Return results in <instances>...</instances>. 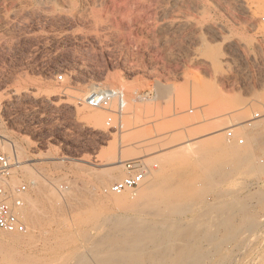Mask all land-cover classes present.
Instances as JSON below:
<instances>
[{"label":"rangeland","instance_id":"rangeland-1","mask_svg":"<svg viewBox=\"0 0 264 264\" xmlns=\"http://www.w3.org/2000/svg\"><path fill=\"white\" fill-rule=\"evenodd\" d=\"M0 132L39 219L0 264H264V0H0ZM129 160L159 199L109 191Z\"/></svg>","mask_w":264,"mask_h":264},{"label":"built area","instance_id":"built-area-1","mask_svg":"<svg viewBox=\"0 0 264 264\" xmlns=\"http://www.w3.org/2000/svg\"><path fill=\"white\" fill-rule=\"evenodd\" d=\"M96 109L109 110L114 101L118 111L125 106L121 90H98L86 99ZM111 118H107L109 125ZM19 160L12 148V141L0 132V229L6 233L24 234L28 232L21 211L26 203L28 184L18 175ZM130 173L115 181L109 191L122 193L140 185L146 175L145 166L136 160H129Z\"/></svg>","mask_w":264,"mask_h":264},{"label":"bare ground","instance_id":"bare-ground-1","mask_svg":"<svg viewBox=\"0 0 264 264\" xmlns=\"http://www.w3.org/2000/svg\"><path fill=\"white\" fill-rule=\"evenodd\" d=\"M162 87V86H161ZM98 87L97 86H93V88L90 90V92H88V94H85V97H86V99H87V97H89L90 95H92V94H94L98 89H97ZM163 89H164V87H163ZM160 90V92H162L163 94L165 93L164 91H166L165 89L164 90ZM78 97V99H83L84 98V96L82 95V94H80V95H78L77 96ZM88 112V111H87ZM87 115V114H86ZM96 114L95 113H92V112H89L88 113V115L87 116H91V117H93V116H95ZM99 121L101 122V124H102V118H101V120L99 119ZM104 121V120H103ZM105 122V121H104ZM248 125H251V123H248ZM246 135V134H245ZM248 137V136H247ZM230 139H232V138H230ZM233 140V139H232ZM249 141V140H248ZM233 142V141H232ZM235 142H236V140H235ZM234 142V143H235ZM237 143V142H236ZM234 145V144H233ZM236 146V145H235ZM235 146H233L234 148H235ZM177 147V146H176ZM238 147V146H237ZM166 148H161V149H159V151L158 152H160L159 154L160 155H166V153H167V155L168 154H170L171 153V151H169V150H165ZM175 149V148H174ZM172 151L174 152V150L172 149ZM176 151V150H175ZM168 152H170V153H168ZM186 152V151H185ZM162 153V154H161ZM183 153V152H182ZM173 154V153H172ZM171 154V155H172ZM176 154V153H175ZM174 154V155H175ZM171 157V156H170ZM123 159V158H122ZM123 160H120L119 162H122ZM24 166H27V165H24ZM118 166H121L120 164L118 165ZM26 170V169H25ZM117 170H119V168L117 169ZM156 170H158L157 168H155L154 170H151V172L148 174V176H147V180H143L142 181V186L143 187H141L142 189L139 191H133V192H131L134 196H138V194L139 195H143V196H151V195H153V198L155 197V198H157L158 196H157V194L155 193L156 192V172H159V170L158 171H156ZM28 172H29V169L27 170ZM26 171V172H27ZM33 174V173H32ZM103 174V173H102ZM105 175L107 174V176H104V175H102V176H104V178H102L101 177V182L102 183H104L105 185H106V187H108V185H107V183H110V181L112 180V178L114 177V175L112 174H110L111 176H108L109 175V173H104ZM221 174H225V173H221ZM227 175V174H226ZM160 176V175H159ZM174 176V175H173ZM220 178V177H219ZM100 179V178H99ZM113 179H115V177L113 178ZM158 179V178H157ZM174 179V178H173ZM165 180V179H164ZM216 180V179H215ZM220 180V179H219ZM112 182V181H111ZM171 182H173V180L171 181ZM102 183H100L101 185H104V184H102ZM159 183V182H158ZM175 183V182H174ZM212 183V182H211ZM216 184V183H215ZM39 185V184H38ZM44 185V184H43ZM104 185V186H105ZM169 185V184H168ZM42 186V185H41ZM47 186V185H46ZM46 186H44V187H41L42 189H44V191L46 190L45 189V187ZM103 186V187H104ZM167 186V185H166ZM105 187V188H106ZM138 187V186H137ZM47 188V187H46ZM104 188V189H105ZM38 189H40V186H39V188ZM54 189V188H53ZM52 189V190H53ZM131 189V188H130ZM41 190V189H40ZM47 190H48V188H47ZM46 190V192H49V190L47 191ZM129 190V189H128ZM37 192H39V191H37ZM41 192L43 193V191L41 190ZM40 192V193H41ZM123 192H127L126 190L125 191H123ZM52 193V192H51ZM124 193V194H125ZM226 193V192H225ZM39 194V193H38ZM45 194V193H44ZM53 194H54V192H53ZM123 194V195H124ZM129 194V193H128ZM164 194V193H163ZM40 195V194H39ZM43 195V194H42ZM42 195L40 196V197H42ZM48 195H50V194H48ZM52 195V194H51ZM50 195V196H51ZM82 195V194H81ZM120 195V194H119ZM122 195V196H123ZM182 195V194H181ZM47 196V195H46ZM115 196V198H113V201L116 203V204H121V206H122V204H125L124 203V200H122V198H120V196L118 197V195H117V197H116V195H114ZM157 196V197H156ZM43 197H44V195H43ZM49 197V196H48ZM55 196H52V198H54ZM74 197H76V196H74ZM27 198V197H26ZM29 198V197H28ZM32 198V197H31ZM56 198V197H55ZM152 198V197H151ZM155 198L153 199V200H155ZM44 199V198H43ZM157 199H159V198H157ZM170 199H172V198H170ZM170 199H168V200H170ZM185 199V198H184ZM28 200V204L29 205H24V207L22 208V211H21V216H22V218H23V220H24V222L26 223V225H27V227H28V229H30V227L31 228H33V227H36L37 226V224H38V221H39V219H37V217H35V216H37L36 214L34 215L33 214V212L32 211H34L33 210V208L32 207H34V202H36L35 200L34 201H32L31 202V199L29 198V199H27ZM46 200H47V197H46ZM49 200H51V199H49ZM55 200H57V199H55ZM126 200H127V198H126ZM145 200V199H144ZM163 200V199H162ZM173 200V199H172ZM38 201V200H37ZM80 201V200H79ZM110 201H111V199H110ZM137 201V200H136ZM165 201V200H164ZM217 201V200H216ZM113 202V203H114ZM180 202V201H179ZM197 202V201H196ZM32 203H33V205H32ZM37 203V202H36ZM132 203H134V201L132 202ZM131 203V204H132ZM137 204H138V202H136ZM142 203V202H141ZM172 203V202H171ZM174 203H175V201H174ZM201 203V202H200ZM80 204V203H79ZM126 204H127V201H126ZM126 204H125V206H126ZM130 204V205H131ZM130 205L128 206V207H130ZM134 205V204H133ZM132 205V206H133ZM205 205V204H204ZM203 205V206H204ZM229 205V204H228ZM124 206V207H125ZM146 206V205H145ZM159 206V205H158ZM157 206V207H158ZM209 206V205H208ZM218 207V206H217ZM230 207V206H229ZM35 208V207H34ZM38 208V207H37ZM159 208V207H158ZM170 208V207H169ZM55 209H57V208H55ZM208 209V208H207ZM134 210V209H133ZM169 210H171V209H169ZM220 210V209H219ZM222 210V209H221ZM220 210V211H221ZM149 211V210H148ZM148 211H147V213H148ZM151 211V210H150ZM154 211V210H153ZM167 211H168V209H167ZM166 211V212H167ZM206 211V210H205ZM210 211V210H209ZM134 212V211H133ZM144 212H146V211H144ZM155 212V211H154ZM162 212V211H161ZM161 212H160V214H161ZM188 212V211H187ZM194 212V211H193ZM216 212H217V210H216ZM222 212V211H221ZM35 213H36V210H35ZM37 213H38V210H37ZM157 213V212H156ZM155 213V214H156ZM170 213H172V212H170ZM178 213H180V212H178ZM182 213V212H181ZM207 213V212H206ZM152 214V213H151ZM166 214V213H165ZM174 214H176V212L174 213ZM184 214V213H183ZM204 214V213H203ZM210 214V213H209ZM215 214V213H214ZM171 215V214H170ZM169 215V216H170ZM197 215V214H196ZM200 215V214H199ZM89 216V215H88ZM94 216V215H93ZM144 216V215H143ZM146 216V215H145ZM168 216V217H169ZM111 217V216H110ZM135 217V216H134ZM136 217H137V214H136ZM182 217V216H181ZM186 217V216H185ZM198 217H202V216H198ZM132 219H133V217H131ZM163 218V217H162ZM165 218L166 217H164V220H165ZM170 218V217H169ZM169 218H168V220H169ZM194 218V217H193ZM252 218V217H251ZM94 219V218H93ZM92 219V220H93ZM95 219H96V217H95ZM101 219V218H100ZM111 219V218H110ZM137 219H138V217H137ZM140 219V218H139ZM167 219V218H166ZM172 219V218H171ZM171 219H170V222H171ZM224 219H225V217H224ZM246 219H247V217H246ZM256 219V218H255ZM259 219V218H258ZM97 220V219H96ZM126 220H127V218H126ZM146 220V219H145ZM158 220H161V219H158ZM163 220V219H162ZM176 220V219H175ZM119 221V220H118ZM117 221V222H118ZM125 221V220H124ZM131 221L132 220H130L129 222L131 223ZM136 221V220H135ZM151 221V220H150ZM153 221V220H152ZM180 221V220H179ZM200 221V220H199ZM199 221H198V223H199ZM207 221V220H206ZM213 221V220H212ZM252 221V220H251ZM254 221H256V220H254ZM94 222V221H93ZM96 222V221H95ZM113 222V221H112ZM121 222V221H120ZM154 222H155V219H154ZM156 222H157V220H156ZM159 222V221H158ZM175 222V221H174ZM185 222V221H184ZM217 222V221H216ZM119 223V222H118ZM121 223H123V222H121ZM125 224L127 223L126 221L124 222ZM123 223V224H124ZM160 223V222H159ZM158 223V224H159ZM245 223V222H244ZM260 223V222H259ZM259 223H258V225H259ZM39 224H40V222H39ZM97 224V223H96ZM125 224H124V227H125ZM155 224V223H154ZM186 224V223H185ZM189 224V223H188ZM194 224V223H193ZM216 224V223H215ZM263 224V223H262ZM116 225V224H115ZM135 225V224H134ZM164 225V224H163ZM168 225V224H167ZM175 225H176V223H175ZM174 225V226H175ZM190 225V224H189ZM197 225V224H196ZM199 225V224H198ZM197 225V226H198ZM249 225V224H248ZM253 225H254V223H253ZM252 225V226H253ZM257 225V224H256ZM113 226V225H112ZM122 226V225H121ZM143 226H144V224H143ZM150 226V225H149ZM165 226V225H164ZM184 226V225H183ZM195 226V225H194ZM218 227H219V225H217ZM255 226V225H254ZM117 227V226H116ZM134 227V226H133ZM158 227H159V225H158ZM171 227V226H170ZM192 227V226H191ZM199 227V226H198ZM128 228H130V227H128ZM154 228V227H153ZM152 227H151V229H153ZM163 228H165V227H163ZM168 228V227H167ZM175 228H176V226H175ZM197 228V227H196ZM195 228V229H196ZM34 229V228H33ZM103 229V228H102ZM105 229V228H104ZM110 229V228H109ZM114 229V228H113ZM120 229V228H119ZM122 229V228H121ZM156 229V228H155ZM166 229V228H165ZM181 229V228H180ZM200 229V228H199ZM198 229V230H199ZM218 229H220V228H218ZM162 230V229H161ZM185 230V229H184ZM110 231H111V229H110ZM113 231V230H112ZM154 231V230H153ZM166 231V230H165ZM173 231H175V230H173ZM186 231V230H185ZM195 231V230H194ZM134 232V231H133ZM145 232V231H144ZM149 232V231H148ZM150 232H151V230H150ZM181 232V231H180ZM195 232H197V231H195ZM242 232V231H241ZM129 233V232H128ZM159 233H160V231H159ZM179 233V232H178ZM183 234H184V231L182 232ZM209 233H211V231L209 232ZM208 233V234H209ZM258 233H260V232H258ZM10 234V233H9ZM12 234H14V233H12ZM109 234V233H108ZM120 234V233H119ZM127 234V233H126ZM131 234H133V233H131ZM181 234V233H180ZM179 234V235H180ZM207 234V235H208ZM27 235V234H26ZM150 235H151V233H150ZM149 235V236H150ZM154 235V234H153ZM197 235V234H196ZM20 236V235H19ZM135 236V235H134ZM166 236V235H165ZM181 236V235H180ZM204 236V235H203ZM32 237V236H31ZM102 237V236H101ZM105 237V236H104ZM107 237H108V235H107ZM106 237V238H107ZM131 237V236H130ZM140 237V236H139ZM143 237V236H142ZM172 237V236H171ZM183 237V236H182ZM188 237V236H187ZM186 237V238H187ZM207 237V236H206ZM146 238H148V237H146ZM167 238V237H166ZM189 238V237H188ZM130 239V238H129ZM137 239V238H136ZM165 239V238H164ZM183 239V238H182ZM192 239V238H191ZM204 239V238H203ZM106 240V239H105ZM104 240V241H105ZM138 240V239H137ZM136 240V241H137ZM141 240V239H140ZM144 240V239H143ZM153 240V239H152ZM178 240H179V238H178ZM261 240V239H260ZM167 241V240H166ZM174 241V240H173ZM180 241V240H179ZM184 241H186L185 239H184ZM188 241H190V240H188ZM204 241H205V239H204ZM208 241V240H207ZM124 242V241H123ZM159 242V241H158ZM126 243V242H125ZM128 243V242H127ZM164 243V242H163ZM190 243V242H189ZM203 243V242H202ZM138 244V243H137ZM145 244H146V242H145ZM192 244V243H191ZM129 245V244H128ZM161 245V244H160ZM190 245V244H189ZM201 245V244H200ZM199 245V246H200ZM159 246V245H158ZM157 246V247H158ZM177 246V245H176ZM202 246V245H201ZM164 247V246H163ZM197 246H194V248H196ZM204 247V246H203ZM121 248V247H120ZM166 248V247H165ZM170 248V247H169ZM193 248V249H194ZM202 248V247H201ZM99 249V248H98ZM102 249H103V247H102ZM167 249V248H166ZM187 249V248H186ZM133 250V249H132ZM162 250V249H161ZM98 251V250H97ZM124 251H126V250H124ZM129 251V250H128ZM156 251V250H155ZM165 251V250H164ZM96 252V251H95ZM103 252V251H102ZM101 252V253H102ZM177 252H178V250H177ZM186 252V251H185ZM188 252V251H187ZM191 252H193V250L191 251ZM199 252V251H198ZM97 253V252H96ZM105 253V252H104ZM122 253V252H121ZM124 253H126V252H124ZM137 253V252H136ZM167 253V252H166ZM203 253V252H202ZM107 254V253H106ZM164 254V253H163ZM186 254H188V253H186ZM195 254V253H194ZM197 254V253H196ZM200 254H201V252H200ZM102 255V254H101ZM122 255V254H121ZM125 255H127V254H125ZM154 255V254H153ZM158 255V254H157ZM174 255V254H173ZM77 256V255H76ZM100 256V255H99ZM119 256L120 255H118V258H119ZM133 256V255H132ZM166 256V255H165ZM164 256V257H165ZM223 256V255H222ZM261 256V255H260ZM75 257V256H74ZM117 257V256H116ZM160 257V256H159ZM190 257H192V256H190ZM104 258V257H103ZM117 258V259H118ZM123 258V257H122ZM77 259V258H76ZM114 259V258H113ZM161 259H162V257H161ZM188 259V258H187ZM80 260V259H79ZM121 260V259H120ZM155 260V259H154ZM81 261V260H80ZM108 261H109V259H108ZM115 261H117V260H115ZM264 261V260H263ZM82 262V261H81ZM111 262V261H110ZM166 262V261H165ZM192 262V261H191ZM120 263V262H119ZM156 263V262H155ZM73 264V263H72ZM77 264V263H76Z\"/></svg>","mask_w":264,"mask_h":264}]
</instances>
